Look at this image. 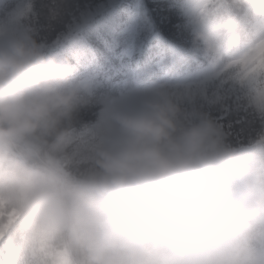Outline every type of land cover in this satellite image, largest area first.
<instances>
[{"label":"clouds","instance_id":"clouds-1","mask_svg":"<svg viewBox=\"0 0 264 264\" xmlns=\"http://www.w3.org/2000/svg\"><path fill=\"white\" fill-rule=\"evenodd\" d=\"M183 6L217 77L264 118V0ZM195 99L157 84L77 132L89 86L31 25L0 28V264H264V133L242 154L186 111Z\"/></svg>","mask_w":264,"mask_h":264},{"label":"trees","instance_id":"trees-1","mask_svg":"<svg viewBox=\"0 0 264 264\" xmlns=\"http://www.w3.org/2000/svg\"><path fill=\"white\" fill-rule=\"evenodd\" d=\"M29 2L31 14L20 25H31L47 50L62 45L47 54L67 59L72 80L79 75L93 79L96 90L91 91V103L77 114V132L95 134L103 130L109 106L104 95L113 88L119 90L130 74L144 77L147 87L164 73H157L159 63L173 73L183 64L194 63V69L198 63L207 65L209 61L187 26L183 0ZM136 17H140L139 26L131 36L129 29ZM187 88L194 91L196 99L185 102L186 111L206 112L223 126L228 142L238 151L252 148L255 139L264 133V118L249 109L239 90L222 79L216 77L204 87ZM217 96L224 99L211 103Z\"/></svg>","mask_w":264,"mask_h":264},{"label":"rangeland","instance_id":"rangeland-1","mask_svg":"<svg viewBox=\"0 0 264 264\" xmlns=\"http://www.w3.org/2000/svg\"><path fill=\"white\" fill-rule=\"evenodd\" d=\"M29 0H0V28L8 27L14 28L20 25L21 20L26 17L25 14V4ZM112 9V8H111ZM110 10V9H109ZM140 17H136L133 21V25L129 29V34L134 35L137 27L139 26ZM62 45H54L53 47L47 50L48 52L54 51L56 48L61 47ZM204 57H206L204 55ZM162 63L158 64V72L164 71V73L156 78V81L153 82L151 86L145 87L144 77H133V74H130V78L125 79L120 84V89L113 88L109 91L108 95H104L106 100L109 99V104L113 100H129L134 95L142 90H147L157 84H167L173 88H185L190 86L204 87L205 84H208L210 81L214 80L216 75V70L213 65L208 61L207 65L198 63L197 66L193 69L194 63L184 66V64L176 68V71L171 73L167 68L165 69L161 66ZM152 72L156 70L151 69ZM74 81H80L86 83L91 91H95L96 88L93 87V79L91 76L79 75V77ZM119 83V82H118ZM116 83L115 86L118 84ZM108 104V105H109ZM101 132V131H100ZM100 132L95 134H99ZM253 147L250 149H243L239 151L242 154L250 155L252 153Z\"/></svg>","mask_w":264,"mask_h":264}]
</instances>
